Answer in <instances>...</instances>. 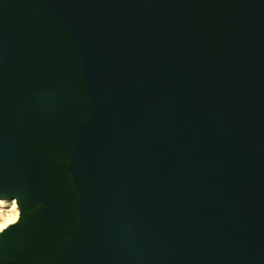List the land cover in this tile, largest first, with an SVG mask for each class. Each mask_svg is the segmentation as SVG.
<instances>
[{
	"label": "water",
	"instance_id": "95a60500",
	"mask_svg": "<svg viewBox=\"0 0 264 264\" xmlns=\"http://www.w3.org/2000/svg\"><path fill=\"white\" fill-rule=\"evenodd\" d=\"M0 264H264V0H0Z\"/></svg>",
	"mask_w": 264,
	"mask_h": 264
},
{
	"label": "bare ground",
	"instance_id": "6f19581e",
	"mask_svg": "<svg viewBox=\"0 0 264 264\" xmlns=\"http://www.w3.org/2000/svg\"><path fill=\"white\" fill-rule=\"evenodd\" d=\"M19 211L15 200H0V232L17 221ZM13 222L8 224L7 221L13 219Z\"/></svg>",
	"mask_w": 264,
	"mask_h": 264
},
{
	"label": "snow or ice",
	"instance_id": "6c2138e0",
	"mask_svg": "<svg viewBox=\"0 0 264 264\" xmlns=\"http://www.w3.org/2000/svg\"><path fill=\"white\" fill-rule=\"evenodd\" d=\"M14 219H15V218L8 220L7 223H8V224L12 223Z\"/></svg>",
	"mask_w": 264,
	"mask_h": 264
}]
</instances>
